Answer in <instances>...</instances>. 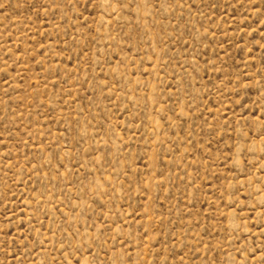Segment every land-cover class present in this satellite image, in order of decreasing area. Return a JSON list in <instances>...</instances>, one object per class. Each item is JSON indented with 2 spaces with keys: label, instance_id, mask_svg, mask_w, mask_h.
<instances>
[{
  "label": "rangeland",
  "instance_id": "374dc122",
  "mask_svg": "<svg viewBox=\"0 0 264 264\" xmlns=\"http://www.w3.org/2000/svg\"><path fill=\"white\" fill-rule=\"evenodd\" d=\"M0 264H264V0H0Z\"/></svg>",
  "mask_w": 264,
  "mask_h": 264
}]
</instances>
